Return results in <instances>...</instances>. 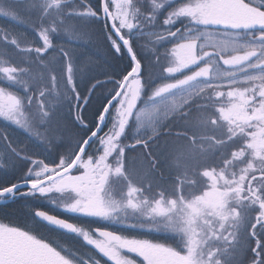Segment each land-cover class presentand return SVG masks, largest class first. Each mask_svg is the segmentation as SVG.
<instances>
[{
    "label": "snow or ice",
    "instance_id": "snow-or-ice-1",
    "mask_svg": "<svg viewBox=\"0 0 264 264\" xmlns=\"http://www.w3.org/2000/svg\"><path fill=\"white\" fill-rule=\"evenodd\" d=\"M28 3L39 46L0 32L23 57L0 67V121L22 137L0 131V201L55 205L68 218L33 223L106 261L0 223V264H264V0Z\"/></svg>",
    "mask_w": 264,
    "mask_h": 264
},
{
    "label": "rangeland",
    "instance_id": "rangeland-1",
    "mask_svg": "<svg viewBox=\"0 0 264 264\" xmlns=\"http://www.w3.org/2000/svg\"><path fill=\"white\" fill-rule=\"evenodd\" d=\"M4 3H7L9 5H12V0H3ZM117 2H121V0H117ZM141 3L146 4L148 6L151 5V0H141ZM0 6H3V4H0ZM14 6V5H12ZM17 19H13L12 16H3L0 15V32H4L9 34V36L20 38L25 46H39V43L41 42L38 39L37 31L34 27V16L32 15L30 4L28 3V0H23L21 5L17 8L16 13L13 15H17ZM75 40L76 44L81 45V47L77 48V51L84 54V60L87 61L89 58L95 59L97 57H103L104 59H108L107 56V49L104 46L103 39L100 38L99 40H83L79 38H73ZM60 43H63V40L59 41ZM164 51V50H163ZM23 62V57L21 54H19L14 48L6 45L4 42L0 41V67L9 66L11 64L12 66H16L18 64H21ZM102 62V61H101ZM145 63H148L147 61ZM123 68V63L119 66L117 71ZM149 71L153 72L154 74L159 73L158 66H152L148 69ZM44 70L40 67L38 64L32 65V72L34 74H41ZM101 78L104 79L103 74L101 73ZM7 81L3 73H0V86L6 85ZM11 90V89H10ZM105 94V90L101 89L100 92L97 94V97H101ZM94 106L96 105V101H93ZM155 118V112L153 111L152 105H145L142 109V120L145 122H150ZM4 123L3 121H0V124ZM12 135L14 138L20 139L18 132L14 131L12 132ZM135 155V154H132ZM11 178V177H8ZM52 211H56L55 205L46 206ZM25 214V213H24ZM63 214V213H61ZM65 215V214H64ZM20 219L14 218V221L16 223H24L28 220V217H25L22 213L20 214ZM86 219V218H82ZM77 223H81V221H75ZM1 223V222H0ZM10 223V222H9ZM13 223V222H12ZM21 228H25L26 225H18ZM38 226V224H37ZM86 228L91 227L95 228L98 225L92 224V225H84ZM31 227L35 228L34 225ZM111 230H117L114 228H109ZM38 232L35 230V234H39L41 232L46 233V230L41 231V229L37 227ZM34 234V235H35ZM122 234L133 237V238H142V239H149L153 240L155 242L159 243H170L163 235L155 233V232H147L144 230H136V231H130V230H122ZM77 246H80L79 239L76 240ZM85 243V242H84ZM86 249L82 247H77L76 249L80 250L81 254L84 257L87 256V259H90L91 257L95 256L96 258H99L103 261H106V258L101 257L99 254H95L94 250L91 246L86 245ZM246 247H248L246 245ZM86 254V255H84ZM132 255V254H129ZM134 259H138L133 256ZM242 258H244L242 256Z\"/></svg>",
    "mask_w": 264,
    "mask_h": 264
},
{
    "label": "trees",
    "instance_id": "trees-1",
    "mask_svg": "<svg viewBox=\"0 0 264 264\" xmlns=\"http://www.w3.org/2000/svg\"><path fill=\"white\" fill-rule=\"evenodd\" d=\"M127 64V61L123 62V67ZM109 88L111 87V85L108 86ZM98 94V93H97ZM0 131H4V129H2V127L0 126ZM5 178L3 177V174L0 173V182H3ZM7 179H11L8 178ZM16 203V202H15ZM16 206L13 205V207H11L10 204L8 205H0V220H2V222H15L14 218H21L20 211H23L22 214L25 217H28V220L25 221L24 223H18V225H25V224H29L28 229H30L32 232H35V230H33V228L31 227L30 224H33L34 226L36 224L33 223V219H32V211L33 208H37V202H26V201H19ZM38 210H44V211H48L49 212V208L46 206H39ZM25 213V214H24Z\"/></svg>",
    "mask_w": 264,
    "mask_h": 264
},
{
    "label": "flooded vegetation",
    "instance_id": "flooded-vegetation-1",
    "mask_svg": "<svg viewBox=\"0 0 264 264\" xmlns=\"http://www.w3.org/2000/svg\"><path fill=\"white\" fill-rule=\"evenodd\" d=\"M172 47V45H168V48L170 49ZM163 50V49H162ZM17 204H20V203H18V202H13V203H10V205H11V207H13V205L14 206H16ZM21 213L23 212V211H20ZM63 218H67L65 215H64V217ZM9 224H13L12 222H10ZM15 225H17L18 223H14ZM41 229V231H43V230H46V233H44V232H41V233H37V234H35V235H37V237L39 238L40 236H43L46 240H58L59 241V243H61V244H63V246L64 247H72V248H74V249H76L77 247H82V248H84V249H86L87 247H86V242L84 243L83 241H82V238H76V239H71V238H68V237H64V238H60V237H57V235L55 234V233H52V232H50L43 224H41V223H38V229ZM37 232H38V230H37ZM77 239H79V241H80V246H77V243H76V240ZM94 252H95V254H99L96 250H94ZM78 254H81L80 253V250H78ZM84 255H86V254H84ZM100 255V254H99ZM101 256V255H100ZM102 257V256H101ZM85 258V260H89V259H87V256L86 257H84Z\"/></svg>",
    "mask_w": 264,
    "mask_h": 264
},
{
    "label": "water",
    "instance_id": "water-1",
    "mask_svg": "<svg viewBox=\"0 0 264 264\" xmlns=\"http://www.w3.org/2000/svg\"><path fill=\"white\" fill-rule=\"evenodd\" d=\"M7 202H9V201H7ZM3 203H6L5 201H0V204H3Z\"/></svg>",
    "mask_w": 264,
    "mask_h": 264
}]
</instances>
